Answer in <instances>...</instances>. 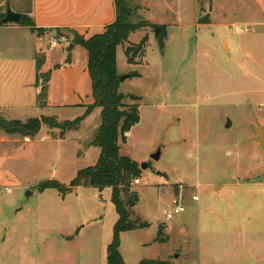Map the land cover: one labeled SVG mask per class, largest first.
I'll use <instances>...</instances> for the list:
<instances>
[{"label":"rangeland","instance_id":"374dc122","mask_svg":"<svg viewBox=\"0 0 264 264\" xmlns=\"http://www.w3.org/2000/svg\"><path fill=\"white\" fill-rule=\"evenodd\" d=\"M31 1L0 0V14L10 7L27 15ZM129 4L134 22L156 26L133 33L118 52L120 92L140 97V121L120 142L121 154L151 163L131 188L139 198L131 219L149 225L121 233L125 262L201 264L197 247H227L221 264H264V143L253 130L264 125V0ZM162 25L163 51L155 34ZM145 37L138 63H128L126 47ZM35 46L27 34L0 32V57L29 59ZM18 84L12 72L0 77V97ZM14 109L22 120L40 115ZM0 116L11 120L6 111ZM50 129L61 130L45 123L32 137L0 130V264H107L119 218L112 188L79 186L66 195L39 188L50 179L70 186L100 149L88 141L87 122L63 138H46ZM174 199L185 211L169 220ZM160 225L166 242L156 240Z\"/></svg>","mask_w":264,"mask_h":264},{"label":"trees","instance_id":"16d2710c","mask_svg":"<svg viewBox=\"0 0 264 264\" xmlns=\"http://www.w3.org/2000/svg\"><path fill=\"white\" fill-rule=\"evenodd\" d=\"M117 17L114 23L106 27L103 33L96 34L90 38L74 33L72 43L81 45L88 52V70L92 79V93L94 103L87 106L86 112L73 120L59 122L54 117H30L26 120L3 119L0 116V130L10 135L19 134L24 137H32L40 130L45 123L49 127L60 128L62 136L69 130L77 129L87 115L95 108L100 107L101 122L94 132L91 143L100 148V155L95 165L88 166L78 171L76 177L71 181L70 186H65L55 179H50L39 185L41 190L46 188L57 189L61 194L66 195L75 187L92 186L100 190L105 187L112 188V201L118 213V220L114 226V234L108 246L107 264H127L121 254V233L126 230L145 228L149 224L140 220L131 219V208L136 205L139 198L132 190V182L138 178L142 169L139 163L129 156L121 154V143L127 142V133L140 121L139 96L125 95L120 92L122 82L118 73L117 48L120 45L129 43L131 34L145 28L156 26L147 20L134 22L132 20L135 10L130 6L129 0H116ZM7 13V12H6ZM6 14H0V25H4L3 18ZM29 26L39 34H44L47 29L37 28L29 15H22L17 23ZM157 42L161 51L165 48L167 29L162 25ZM59 32V30H58ZM60 34V33H59ZM148 38H143L139 43L127 46L125 55L130 64L138 63L135 57L145 50ZM138 72L130 73L129 77L138 76ZM44 83L41 86L40 100L44 106L47 98V81L49 74L43 77ZM131 98V102H127ZM159 242H166L164 226H159V234L156 239ZM138 264H170L169 262L154 259H144Z\"/></svg>","mask_w":264,"mask_h":264},{"label":"crops","instance_id":"0c3cea01","mask_svg":"<svg viewBox=\"0 0 264 264\" xmlns=\"http://www.w3.org/2000/svg\"><path fill=\"white\" fill-rule=\"evenodd\" d=\"M29 15L35 27L47 29L44 34L17 23L0 25V32H22L36 43L30 61L25 58L0 57V77H6L12 72L14 77H18L19 83L18 89L7 93L10 95L0 97V111H6L10 117L8 119H19L15 118V115L20 112L14 108L33 107L40 111V118L57 115L59 122L73 120L83 115L87 106L94 103L92 79L88 70V52L80 51L82 46L72 43L74 33L85 38L103 33L106 27L116 20V0H32ZM56 35L64 40L51 49L50 41ZM120 46L117 48V66ZM31 61L34 67L26 68L27 62L32 65ZM45 74H49V80L47 98L42 106L40 93ZM15 98L17 100H13ZM98 111L101 113L102 109L95 108L79 126L81 128L85 122L89 124V132L86 133L89 135V142L101 122ZM56 130L50 129L45 137L53 138L57 135L63 138L70 131L62 136L61 130ZM225 248L227 247H197L201 264H221L229 255Z\"/></svg>","mask_w":264,"mask_h":264},{"label":"water","instance_id":"95a60500","mask_svg":"<svg viewBox=\"0 0 264 264\" xmlns=\"http://www.w3.org/2000/svg\"><path fill=\"white\" fill-rule=\"evenodd\" d=\"M22 18V14L19 12H15L13 11L10 7L7 9V13L6 16L3 18V22L4 23H18ZM161 28L157 27L155 34L158 35V32ZM125 77H121L122 80H124ZM232 120L228 119L227 123H226V127H229L232 125ZM253 130L254 133L256 135L255 137V141L257 143H264V125L262 124H257V125H253ZM161 155L160 151H157L156 153L152 154V158L153 159H159ZM151 163L150 162H143L140 167L141 169H147L148 167H150ZM32 193L30 191H28L27 196L29 197Z\"/></svg>","mask_w":264,"mask_h":264},{"label":"built area","instance_id":"2783aa9c","mask_svg":"<svg viewBox=\"0 0 264 264\" xmlns=\"http://www.w3.org/2000/svg\"><path fill=\"white\" fill-rule=\"evenodd\" d=\"M63 38L59 35L54 36V38L50 41L49 47L53 49L57 45L63 42ZM139 182V178L135 179V183ZM193 199L198 200L197 196H193ZM174 207L170 209L167 212V219H173L176 215L182 213L185 211V207L181 204L179 199H174L173 200Z\"/></svg>","mask_w":264,"mask_h":264}]
</instances>
